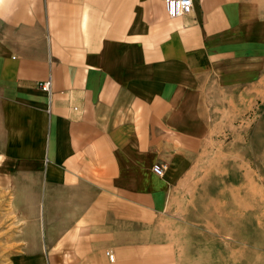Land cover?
<instances>
[{
  "label": "crops",
  "instance_id": "crops-1",
  "mask_svg": "<svg viewBox=\"0 0 264 264\" xmlns=\"http://www.w3.org/2000/svg\"><path fill=\"white\" fill-rule=\"evenodd\" d=\"M262 73L264 0L179 17L165 0H0V175L27 251L6 263L152 262L138 252L170 187ZM226 195L208 194L209 227L233 214Z\"/></svg>",
  "mask_w": 264,
  "mask_h": 264
},
{
  "label": "rangeland",
  "instance_id": "rangeland-1",
  "mask_svg": "<svg viewBox=\"0 0 264 264\" xmlns=\"http://www.w3.org/2000/svg\"><path fill=\"white\" fill-rule=\"evenodd\" d=\"M262 74L256 87L249 88L247 110L237 102L231 116L212 121L216 129H212L200 162L170 187V215L148 226L153 244L139 249L138 257L152 256L153 261L139 260L138 264H264ZM1 179L0 175V264H10L6 263L9 257L27 251L21 241V220L14 209L12 185L2 184ZM231 192L233 214L227 210V216L217 217L218 227H209V211L203 206L208 194L224 201L226 193ZM195 211L200 212L196 218ZM40 251L48 255L43 243Z\"/></svg>",
  "mask_w": 264,
  "mask_h": 264
},
{
  "label": "built area",
  "instance_id": "built-area-1",
  "mask_svg": "<svg viewBox=\"0 0 264 264\" xmlns=\"http://www.w3.org/2000/svg\"><path fill=\"white\" fill-rule=\"evenodd\" d=\"M165 7L170 17H179L191 12L192 0H165ZM37 85L41 90L47 92L49 95L51 94L50 77L38 81ZM153 171L158 175H162L164 167L156 164L153 166ZM106 253L109 256V260L112 261L114 258L113 254L109 252Z\"/></svg>",
  "mask_w": 264,
  "mask_h": 264
},
{
  "label": "bare ground",
  "instance_id": "bare-ground-1",
  "mask_svg": "<svg viewBox=\"0 0 264 264\" xmlns=\"http://www.w3.org/2000/svg\"><path fill=\"white\" fill-rule=\"evenodd\" d=\"M114 259V258H113Z\"/></svg>",
  "mask_w": 264,
  "mask_h": 264
}]
</instances>
